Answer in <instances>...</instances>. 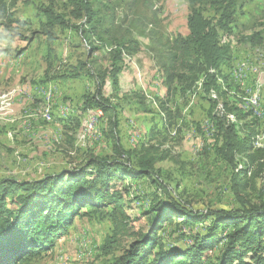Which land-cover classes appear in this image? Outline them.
Returning <instances> with one entry per match:
<instances>
[{
    "label": "rangeland",
    "instance_id": "374dc122",
    "mask_svg": "<svg viewBox=\"0 0 264 264\" xmlns=\"http://www.w3.org/2000/svg\"><path fill=\"white\" fill-rule=\"evenodd\" d=\"M102 1L108 19L104 29L91 35L84 20L72 15L68 0H9L14 17L28 23L7 28L0 21L8 35L0 42V179L37 180L83 167L93 157L131 162L117 152V145L132 154L133 162L143 147L152 145L155 154L168 158L156 163L161 171L157 183L146 177L118 183L125 219L78 218L51 249L23 264H113L149 230L148 211L158 198H175L203 212L240 208L241 197L264 200V152L246 166L248 187L237 192L234 175L248 158L239 157L236 167L218 156L223 138L215 122L237 124L240 137L250 135L254 149H264V0H239L233 30L220 31V44L230 49V56L218 90L210 92L205 74L191 87L190 72L169 86L163 67L170 42L189 34V0ZM45 7L65 20L53 29L51 54L40 26ZM200 7L216 21L208 0ZM116 49L123 58L119 91L109 78L104 88L118 105L115 131L109 115L85 108L84 97L94 92L96 74L110 66ZM165 109L174 113L168 131L161 130ZM237 110L247 114L244 119ZM90 115H100L98 123ZM155 130L161 133H151Z\"/></svg>",
    "mask_w": 264,
    "mask_h": 264
},
{
    "label": "trees",
    "instance_id": "16d2710c",
    "mask_svg": "<svg viewBox=\"0 0 264 264\" xmlns=\"http://www.w3.org/2000/svg\"><path fill=\"white\" fill-rule=\"evenodd\" d=\"M68 1L74 18L84 20L82 26L87 27V34L95 35L105 28L108 17L104 14L102 0ZM208 1L218 16L215 22L201 9L203 0H189V34L178 35L170 42L168 60L163 64L169 86L182 82L190 72L194 74L190 87L205 74L206 90H218V79L224 76V66L230 56V49L220 44L219 33L233 30L241 5L239 0ZM43 15L41 32L48 38L51 54L53 29L57 24L65 25V20L51 7H45ZM0 21L7 28L15 23H28L14 17L9 0H0ZM7 36L0 29V42ZM122 60V50H114L110 66L100 75L96 74L94 92L84 97L85 108L101 109L109 115L115 131L119 125L118 105L105 95L104 88L109 78L119 91ZM165 111L161 130L168 131L173 125L174 113L169 109ZM238 112L241 119L247 115ZM215 122L218 135L223 138L217 149L218 156L236 167L239 157L248 158V163L236 171L233 179V188L244 192L249 181L246 166L254 165L264 149L255 150L250 135L240 137L237 124L218 118ZM151 133L157 135L161 131ZM117 148V152L131 162L93 157L83 167L62 170L37 180L0 179V264H23L51 249L58 238L73 228L78 218L101 215L110 217L113 223H119V215L125 219L124 194L117 189L118 183L142 177L157 183L161 171L156 163L168 158V154H155L153 145L143 147L133 162L130 152L121 145ZM255 175L253 173L251 179ZM241 200L240 208L203 212L175 198H158L148 211L149 230L141 232L113 264H264V200L252 202L243 197ZM112 241L107 239L109 244Z\"/></svg>",
    "mask_w": 264,
    "mask_h": 264
},
{
    "label": "bare ground",
    "instance_id": "6f19581e",
    "mask_svg": "<svg viewBox=\"0 0 264 264\" xmlns=\"http://www.w3.org/2000/svg\"><path fill=\"white\" fill-rule=\"evenodd\" d=\"M98 110H99V114H100V115H103L102 110H101V109H98ZM86 112H87V111H86ZM100 115H96V117L99 118V117H101ZM90 116H91V115H90ZM85 117H86V115H85ZM50 118H51V117H50ZM98 118L96 119L95 116L92 115V116H91V122L94 123V125H95V123L97 122ZM100 119H101V118H100ZM86 122H87V121H86ZM97 123H98V122H97ZM86 126H87V125H86ZM96 126H97V125H96ZM94 128H95V127H94ZM96 128H98V127H96ZM87 129H88V128H87ZM88 130H90V129H88ZM94 131H95V130H94ZM97 131H98V130H97ZM88 132H89V131H88ZM91 132H92V131H91ZM85 134H86V133H85ZM97 134H98V133H97ZM101 138H102V137H101Z\"/></svg>",
    "mask_w": 264,
    "mask_h": 264
}]
</instances>
